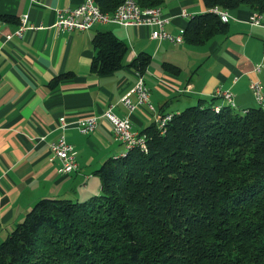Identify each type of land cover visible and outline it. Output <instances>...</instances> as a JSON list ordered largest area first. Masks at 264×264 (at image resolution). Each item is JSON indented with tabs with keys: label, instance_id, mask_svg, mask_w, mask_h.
I'll return each instance as SVG.
<instances>
[{
	"label": "trees",
	"instance_id": "16d2710c",
	"mask_svg": "<svg viewBox=\"0 0 264 264\" xmlns=\"http://www.w3.org/2000/svg\"><path fill=\"white\" fill-rule=\"evenodd\" d=\"M96 1L111 13L125 0ZM203 1L208 10L185 29L190 43L228 30L216 6L264 14V0ZM94 44L95 72L124 65L129 46L115 32H98ZM150 58L141 53L132 65L143 72ZM217 99L172 113L163 128L148 125L147 147L97 171L99 194L38 200L0 243V264H264V105L243 110Z\"/></svg>",
	"mask_w": 264,
	"mask_h": 264
},
{
	"label": "crops",
	"instance_id": "0c3cea01",
	"mask_svg": "<svg viewBox=\"0 0 264 264\" xmlns=\"http://www.w3.org/2000/svg\"><path fill=\"white\" fill-rule=\"evenodd\" d=\"M83 2L0 0V243L38 200L85 201L101 192L97 171L126 149L104 116L110 107L120 116L130 114L142 132L159 115L180 112L202 99L211 102L218 88L232 91L239 109L258 105L251 81L260 80L264 87V69L255 71L264 57V18L253 24L252 8L230 10L228 30L199 44L153 39L149 27L113 22L59 32L58 10ZM160 6L170 18L167 30L175 34L208 10L203 0H166ZM23 18L28 26L18 36ZM106 30L129 49L121 68L99 74L93 70L94 38ZM141 53L151 57L143 72L132 65ZM138 71L151 89L154 109L143 104L130 112L122 99L136 84ZM88 115L99 116L98 126L83 133L77 119ZM62 116L69 121L65 130L59 127ZM62 133L78 150V171L63 173L51 159L50 144Z\"/></svg>",
	"mask_w": 264,
	"mask_h": 264
},
{
	"label": "built area",
	"instance_id": "2783aa9c",
	"mask_svg": "<svg viewBox=\"0 0 264 264\" xmlns=\"http://www.w3.org/2000/svg\"><path fill=\"white\" fill-rule=\"evenodd\" d=\"M213 11L218 13L224 21H229L231 18V13L228 9L216 6L213 8ZM263 18V13H256V11H254L250 17V21L253 24L260 25ZM111 22L123 25L146 26L151 28V38L153 39H168L175 43L184 42L180 40L179 33L175 34L167 30L166 25L170 22V18L162 10L158 13H151L150 9H145V7H130L129 3L120 10L111 12L110 16H101V14H98V12H95L92 8V0H84L83 3L76 7L59 9L55 27L59 32L74 30L85 31L91 29L96 24ZM27 26L26 19L23 18V24L15 34L22 36ZM263 69L264 57L262 61L256 64L255 71L259 72ZM138 76V80L132 90L122 99V103L130 112L143 104H148L154 109L151 104V89L146 83L145 76L140 71H138ZM251 86L257 103L264 105V87L262 82L260 80H252ZM133 94L137 96V101L133 100ZM216 96L220 97L222 100L236 102L234 93L230 90L218 88L216 90ZM104 116L110 120L116 140L123 145L128 141L143 140V148L147 147L146 135L141 134L140 131L134 128V122L130 114L120 116L113 110L112 106L104 112ZM166 117H169L168 113L157 117L156 122H158L160 128H163V123H166ZM98 120L99 116L88 115L79 117L77 123L81 132L89 133L97 128ZM68 124L69 121L67 116H62L60 118L59 127L65 130ZM50 154L52 160H57L59 162L60 169L63 173H72L80 169L78 150L67 140L64 133H62L58 139L51 142Z\"/></svg>",
	"mask_w": 264,
	"mask_h": 264
},
{
	"label": "bare ground",
	"instance_id": "6f19581e",
	"mask_svg": "<svg viewBox=\"0 0 264 264\" xmlns=\"http://www.w3.org/2000/svg\"><path fill=\"white\" fill-rule=\"evenodd\" d=\"M129 3L130 7H142L137 0H125L121 5L118 6L116 10H120L123 8V6H127ZM92 8L95 12H98V14H101V16H110V12H104L100 5L97 3L96 0H92ZM145 9H150L151 13H158L162 10L161 6H153V7H145ZM163 11V10H162ZM184 33H179V37L181 41H185ZM226 104L237 107L236 102H229V100H224ZM222 108V107H221ZM220 106H218L216 109H221ZM220 111V110H218ZM169 117H166V123L172 118V114H168ZM166 123H163L166 124ZM137 145H143V140H132L125 143L126 150L121 153V155L127 154V151L132 149L133 147Z\"/></svg>",
	"mask_w": 264,
	"mask_h": 264
}]
</instances>
